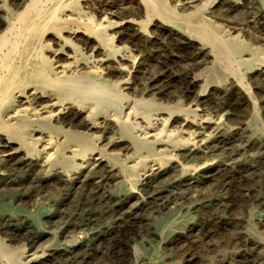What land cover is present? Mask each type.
<instances>
[{"label": "rangeland", "instance_id": "374dc122", "mask_svg": "<svg viewBox=\"0 0 264 264\" xmlns=\"http://www.w3.org/2000/svg\"><path fill=\"white\" fill-rule=\"evenodd\" d=\"M202 1L209 3L202 10L204 17L264 50V18L254 8L246 9L244 0H230L238 6L227 9L219 7V0H187L169 6L186 13ZM124 2L105 5L100 0V10L140 6L137 0ZM151 21L145 19L144 28L152 29L155 22ZM164 34L148 44L125 36L116 43L122 52L144 60V69L141 66L136 74V89L128 95L164 106L160 115L174 131H193L195 126L172 106L193 110L198 137L188 139L182 133L175 150L166 151L168 161L160 166L149 160L147 165L160 166L165 173L177 163L200 166L184 178L203 181L163 182L137 171L131 192L138 200L119 198L128 184L103 166L113 171L123 165L129 169L135 161L127 157L134 152L116 130L103 124L94 130L100 136V167L82 185L81 168L71 171L77 178L66 184L52 178L42 182L25 167L1 168L6 175L0 180V240L18 249L22 264H264V64L243 68L241 76L224 71L211 80L207 71L211 53L199 51L207 46L190 36L187 28L179 38ZM188 39L192 45L186 43ZM126 66L131 65L126 62ZM129 68L114 79L128 78ZM252 100L259 116L255 133L244 129L252 116ZM228 129L234 130L223 133ZM170 212L180 222L163 227V218ZM134 244L143 247L138 255L133 253Z\"/></svg>", "mask_w": 264, "mask_h": 264}, {"label": "bare ground", "instance_id": "6f19581e", "mask_svg": "<svg viewBox=\"0 0 264 264\" xmlns=\"http://www.w3.org/2000/svg\"><path fill=\"white\" fill-rule=\"evenodd\" d=\"M113 1L101 0L105 5ZM137 1L140 6L136 10L121 8L120 11L119 8L117 11V6L100 10V0L97 3L92 0H0V180L6 175L1 168L8 171L25 167L42 182L52 178L66 184L77 178L71 171L81 168L80 183L84 184L89 173L100 167V136L94 134L100 124L116 130L134 152L127 157L135 161L129 169L123 165L113 171L114 168L103 166L128 184L127 190L119 194L121 199L138 200L131 192L138 180L137 171L149 172L163 182L167 179L180 183L185 173L199 169L200 166L177 163L166 173L161 170L160 166L170 159L166 151L175 150L181 143L182 133L188 139L198 137L195 114L177 104L172 106L195 130H170L160 115L164 106L150 98L128 95L136 89V74L143 68L144 60L122 52L123 48L116 43L125 36L148 44L160 33L179 38L187 28L190 36L208 47L205 50L202 46L199 51L205 55L211 53L212 62L207 68L211 80L224 71L241 76L243 68L264 64V50L204 17L202 10L208 2L202 1L185 13L177 12L169 4L181 6L187 0ZM218 4L225 9L238 6L230 0H219ZM243 4L264 18V0H244ZM133 13L154 21L153 28H144V20L134 19ZM186 43L192 45L190 39ZM128 68V78L114 79ZM252 107V116L244 129L255 133L259 116L254 101ZM156 144L163 148L156 150ZM112 156L119 160L117 155ZM149 160L160 166L149 167ZM187 181V185H192L200 184L203 179L193 176ZM178 222L180 217L170 212L163 218V227L175 226ZM34 223L39 225V220L34 219ZM132 248L134 255L143 250L140 244ZM21 259L18 249L0 240V264H22Z\"/></svg>", "mask_w": 264, "mask_h": 264}]
</instances>
